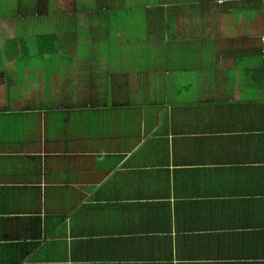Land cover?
I'll return each mask as SVG.
<instances>
[{
  "label": "crops",
  "instance_id": "0c3cea01",
  "mask_svg": "<svg viewBox=\"0 0 264 264\" xmlns=\"http://www.w3.org/2000/svg\"><path fill=\"white\" fill-rule=\"evenodd\" d=\"M148 1L146 34L98 6L54 78L10 72L0 264H264V0Z\"/></svg>",
  "mask_w": 264,
  "mask_h": 264
},
{
  "label": "rangeland",
  "instance_id": "374dc122",
  "mask_svg": "<svg viewBox=\"0 0 264 264\" xmlns=\"http://www.w3.org/2000/svg\"><path fill=\"white\" fill-rule=\"evenodd\" d=\"M123 2L125 0H0V98L3 94L8 93L7 86L11 87L14 83V76L10 72L17 73V75L24 74L21 76L20 82H25L27 79L28 72L25 71V68L17 67V63L14 66V63L19 60L20 64L18 65L22 66L21 64H23L20 59L23 55L20 50V34L28 36V39L32 40L36 34L45 33L46 30L43 27L53 17L55 18L54 23L50 27L52 32L58 33L60 55L63 58L72 56L75 61L77 60L75 56L77 46L82 44L80 37H96L99 39L98 37L104 32L103 29H106L98 25L96 8L98 6L104 8L107 4H111V7H113L123 4ZM73 3L78 8L84 4L94 8L93 14L87 15L84 13L85 18L79 20V24L76 23L75 27L72 25L74 21L71 16L61 18L58 16L57 11L56 16L53 15L55 10H59V5L66 8V5ZM84 11L85 9H81V13ZM13 41L15 42V48L12 49ZM37 66H39L38 70L42 69L40 65ZM33 70L29 68L30 72H33ZM77 76L73 68H62L59 71V79L65 85L67 83L72 84ZM15 91L19 92L18 90Z\"/></svg>",
  "mask_w": 264,
  "mask_h": 264
},
{
  "label": "trees",
  "instance_id": "16d2710c",
  "mask_svg": "<svg viewBox=\"0 0 264 264\" xmlns=\"http://www.w3.org/2000/svg\"><path fill=\"white\" fill-rule=\"evenodd\" d=\"M131 7L129 9H125L123 11H117V10H109L107 13L100 15L103 17L104 20L107 19V16H117L120 17V13H125L126 21H127V27L126 32L127 35L131 38L138 35L146 34L145 31V20H148V13L150 10L141 9L138 7V4L142 3H148V0H125ZM112 5L107 4L105 8H110ZM113 9V8H112ZM121 20V18H119ZM132 25V26H131ZM46 31L45 33L36 34L35 37L32 40L28 39V36L19 35L20 40V50L22 52V57L20 58L23 62L21 64L23 67L38 70L37 65H42L41 71L36 74L38 76V79L43 81V79H47L50 77V79L54 78V73H52V67L53 64H55L57 61H61L62 59L59 58L58 52H59V41H58V33L52 32L51 27L46 24L45 27H43ZM103 31H105L103 29ZM118 32H121L120 27L118 26H112L109 28L108 33L112 35H117ZM14 42V41H13ZM15 48V42L13 43V46ZM18 61L17 64L19 63ZM1 67V65H0ZM1 69V68H0Z\"/></svg>",
  "mask_w": 264,
  "mask_h": 264
}]
</instances>
